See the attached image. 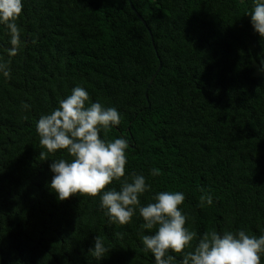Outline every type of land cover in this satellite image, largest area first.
<instances>
[{
  "label": "trees",
  "instance_id": "trees-1",
  "mask_svg": "<svg viewBox=\"0 0 264 264\" xmlns=\"http://www.w3.org/2000/svg\"><path fill=\"white\" fill-rule=\"evenodd\" d=\"M131 2L157 55L128 0H22V47L12 57L0 24V56L11 61V78L0 73V264H155L142 242L155 229L141 227L138 208L120 225L100 195L60 201L50 188V165L72 157L42 159L36 125L77 85L120 113L100 135L128 142L121 179L145 176L141 206L161 191L184 193L193 248L213 230L264 235V38L248 14L254 0ZM205 193L213 203L201 206ZM97 236L110 249L99 260L90 252ZM169 254L180 264L182 254Z\"/></svg>",
  "mask_w": 264,
  "mask_h": 264
},
{
  "label": "clouds",
  "instance_id": "clouds-1",
  "mask_svg": "<svg viewBox=\"0 0 264 264\" xmlns=\"http://www.w3.org/2000/svg\"><path fill=\"white\" fill-rule=\"evenodd\" d=\"M22 9V0H0V24L10 36L9 57L17 55L22 47L21 28L17 23ZM248 14L254 30L264 38V0H254V8ZM10 63L0 56V73L9 79ZM261 64L264 66V60ZM22 107L28 109L30 105L22 103ZM120 122L121 116L115 107L90 102L89 93L79 85L50 114L39 118L36 130L40 145L47 150L40 153L42 159L58 150H67L72 157L71 161L60 158L50 165L54 173L50 188L58 199L63 201L75 194L100 195V207L106 210L110 222L120 225L131 223L138 208L144 221L141 227L155 229L154 234L142 236L144 250L153 254L155 264H174L176 257L169 254L170 250L182 254L180 264H261L264 235L257 237L243 229L223 234L215 230L205 232L193 248L197 233L185 227L187 216L179 207L185 200L182 192H158L153 197L155 202L141 206L140 196L151 189L145 176L133 172L131 182L121 179L125 177L128 162V142L123 138L108 140L100 135L102 130L107 133ZM150 173L158 176L160 170L153 168ZM114 180L121 182L119 190H105ZM205 203H213L208 193L200 197L201 206ZM115 235L122 238L121 233ZM109 251L97 236L91 254L99 260Z\"/></svg>",
  "mask_w": 264,
  "mask_h": 264
},
{
  "label": "water",
  "instance_id": "water-1",
  "mask_svg": "<svg viewBox=\"0 0 264 264\" xmlns=\"http://www.w3.org/2000/svg\"><path fill=\"white\" fill-rule=\"evenodd\" d=\"M129 2V5L131 7V9L133 10L134 14L138 17V19L142 22V24L145 26V28L147 29L148 33H149V36H150V40H151V44L153 46V49L155 50L156 52V55H157V49H156V46H155V43H154V39H153V35L151 33V30L149 29V27L147 26L145 20L143 19V17L137 12V10L134 8L131 0H128ZM161 67V63L159 62V65L157 67V69L155 70V72L152 74V76L150 77L149 79V82L147 83V88H146V91H145V97L147 98V89L150 87V85L152 84L158 70L160 69Z\"/></svg>",
  "mask_w": 264,
  "mask_h": 264
},
{
  "label": "rangeland",
  "instance_id": "rangeland-1",
  "mask_svg": "<svg viewBox=\"0 0 264 264\" xmlns=\"http://www.w3.org/2000/svg\"><path fill=\"white\" fill-rule=\"evenodd\" d=\"M256 73H257V74H260L261 72L257 69V70H256Z\"/></svg>",
  "mask_w": 264,
  "mask_h": 264
}]
</instances>
